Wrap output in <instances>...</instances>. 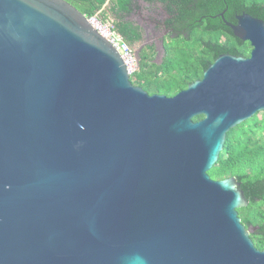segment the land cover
<instances>
[{"label": "water", "instance_id": "95a60500", "mask_svg": "<svg viewBox=\"0 0 264 264\" xmlns=\"http://www.w3.org/2000/svg\"><path fill=\"white\" fill-rule=\"evenodd\" d=\"M235 18L249 55L167 96L68 1L0 0V264H264L240 183L208 174L264 110V21Z\"/></svg>", "mask_w": 264, "mask_h": 264}, {"label": "trees", "instance_id": "16d2710c", "mask_svg": "<svg viewBox=\"0 0 264 264\" xmlns=\"http://www.w3.org/2000/svg\"><path fill=\"white\" fill-rule=\"evenodd\" d=\"M90 16L104 5L120 32L133 44L140 39L137 26L124 21L133 0H66ZM159 2L170 17L168 24L176 34L173 43L164 42L161 63L151 61L144 52L132 83L149 94L174 95L202 77L203 70L221 53L248 56L250 44L234 36L225 21L234 23L246 12L264 21V0H145ZM223 12V18L219 14ZM225 36L221 40L220 36ZM134 73V74H135ZM202 115H196L198 120ZM213 179L233 176L240 183L248 204L237 208L241 222L249 228L258 249H264V110L230 128L217 161L208 170Z\"/></svg>", "mask_w": 264, "mask_h": 264}, {"label": "flooded vegetation", "instance_id": "af4514ba", "mask_svg": "<svg viewBox=\"0 0 264 264\" xmlns=\"http://www.w3.org/2000/svg\"><path fill=\"white\" fill-rule=\"evenodd\" d=\"M123 16L124 21H129L134 26L138 27L140 39L137 42L144 43L138 48L132 46L136 58H139L138 61H140L144 52L149 54L151 52V61L159 63L157 60L160 57V62H162L166 52L164 42L169 41V39H171L176 34L173 32V27H171L167 22V19L170 17V15L167 13L163 5L159 2L133 0L132 8L129 10V12H124ZM220 38L221 40L226 39L223 35H221ZM137 51H139L138 54ZM138 67L139 62L137 69Z\"/></svg>", "mask_w": 264, "mask_h": 264}, {"label": "built area", "instance_id": "2783aa9c", "mask_svg": "<svg viewBox=\"0 0 264 264\" xmlns=\"http://www.w3.org/2000/svg\"><path fill=\"white\" fill-rule=\"evenodd\" d=\"M105 7L104 5L92 15L86 17L96 31L119 52L129 76H133L138 65L134 49L120 32L115 20L109 15Z\"/></svg>", "mask_w": 264, "mask_h": 264}, {"label": "rangeland", "instance_id": "374dc122", "mask_svg": "<svg viewBox=\"0 0 264 264\" xmlns=\"http://www.w3.org/2000/svg\"><path fill=\"white\" fill-rule=\"evenodd\" d=\"M109 15L113 18V16L109 13ZM173 43V39L171 38L170 39V41H169V43L168 44H172ZM142 44H144L143 42H136L135 44H133V45H131V46H133V47H135V48H138V47H140V45L142 46ZM132 47V48H133ZM159 63H161L160 62V57L158 58V60H157ZM136 76H138V74L137 73H135L133 76H130V79H131V81H132V79H134L133 77H136Z\"/></svg>", "mask_w": 264, "mask_h": 264}]
</instances>
